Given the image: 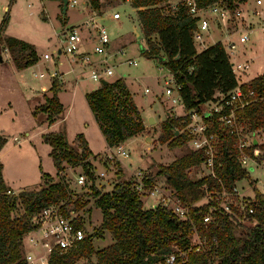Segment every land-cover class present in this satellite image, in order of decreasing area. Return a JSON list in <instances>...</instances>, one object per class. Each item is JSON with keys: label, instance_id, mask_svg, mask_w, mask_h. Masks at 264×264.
Here are the masks:
<instances>
[{"label": "trees", "instance_id": "1", "mask_svg": "<svg viewBox=\"0 0 264 264\" xmlns=\"http://www.w3.org/2000/svg\"><path fill=\"white\" fill-rule=\"evenodd\" d=\"M195 1L201 8L214 3L234 8L246 0ZM84 3L92 12L99 11L100 0H84ZM157 3L159 0H135L131 4L136 10L135 16L141 29V53L149 59L158 60L161 57L162 60L158 62L172 75L181 106L186 112L202 113L203 104L211 101L216 92L225 95L237 85L231 62L219 42L196 50L192 39L195 19L187 16L182 9L173 15H164L156 6ZM2 19L0 50L8 53L18 70L35 64L38 55L30 43L15 37L1 36L7 21L6 17ZM64 19L60 21L62 25L65 24ZM262 79L263 76L258 75L240 86L244 90H261ZM59 84L56 79H51L48 88L50 96L44 98L43 104L33 108V115L38 112L46 115L48 125L59 120L63 112L58 99L61 89ZM84 98L108 148L144 131L140 111L125 89L122 78L99 84L85 93ZM217 118L214 115L211 120L205 119L211 124L210 131H220ZM178 120L185 127L189 122V114L175 119L167 117L161 121L158 143H166L171 149L185 144L188 139L186 131L179 132L177 129L178 134L174 135ZM239 121L243 126H249L250 130L264 127V106L260 103L248 106ZM43 139L50 146L49 156L55 168L56 181L42 174L44 186L11 193L3 182L0 164V264L20 263L21 236L33 226L31 214L67 200L72 203L74 212L83 213L88 203L87 197L93 198L94 207L100 211L101 222L91 233L86 234L76 249L63 255L52 254L54 264H74L81 258L88 260V264H147L161 261L165 255H178L176 249L183 252L190 248L193 226L205 242L197 252H189V257L179 264H264V195L256 188L252 189L254 197L248 205L251 213L245 210L242 220L224 212L212 200L196 208L190 207L189 220H179L161 204L154 208H144L130 180L118 179L110 191L102 192L95 184L93 166L88 159L92 154L81 134L75 137L76 146L68 144L60 132H48ZM4 143L5 139L0 136V150ZM258 150H264V145H255L251 140L245 152L254 159V152ZM236 154L232 136L220 131L213 157L214 174L220 182L207 175L195 179L187 176L188 169L202 163L200 151H191L167 165L160 164L155 172L145 174L144 179L146 183L152 184L153 177L161 175L173 196L182 204L191 206L210 192L220 191L222 187L232 193L237 181L247 179V171L236 159ZM66 165L80 167L82 175L90 182L89 193L81 198L70 189L62 176ZM210 207L213 208L210 213L213 222L204 229L201 225L202 215L208 213ZM76 224L81 226L79 219ZM103 232L111 236L112 242L95 250L93 240L101 239ZM92 256L94 261L91 260Z\"/></svg>", "mask_w": 264, "mask_h": 264}, {"label": "rangeland", "instance_id": "2", "mask_svg": "<svg viewBox=\"0 0 264 264\" xmlns=\"http://www.w3.org/2000/svg\"><path fill=\"white\" fill-rule=\"evenodd\" d=\"M246 1L248 13H250L247 19L252 25L249 40L245 44H240L237 36L233 35L230 40L235 43V47L232 51H226L229 61L234 63V67L235 64H247L244 74L235 71L239 83L264 73L263 31L258 30L254 23L258 21V17L262 18V21L264 19V0H260L261 4L259 5H254L255 0ZM77 2L75 7H68L66 10L64 23L67 26H76L88 17L87 9L82 10L83 6L89 8L84 0H77ZM2 4L6 6V9L8 7V11L0 12V23L2 17L7 19L1 34L30 43L36 54L40 55L34 67L29 66L17 74L8 53L0 50L2 56L0 61V136L5 139L3 148L0 150V164L3 182L12 193L44 186L45 180L42 178V174L49 175L53 181L57 180L55 168L49 156L50 146L44 143L43 139L48 132L62 133L67 143L73 146H76L75 137L77 134H81L85 138L92 154L88 159L93 166L96 177L95 184L102 192L110 191L118 179L132 181L133 174L137 171L142 172L143 175L153 173L157 170L158 165H167L177 157L192 151L188 139L185 144L174 149L169 148L166 143L161 144L157 141V137L161 133V121L167 117L175 119L186 114H189L190 117L192 112H186L181 106L170 72L160 65L157 59L146 58L139 51L142 45V34L137 16H135L136 10L131 5L121 3L120 0H100L99 11L93 12L96 17L100 16L97 23L104 26L109 37V53L117 54L109 58L113 74L107 78V81L110 82L119 79V77L123 79L125 89L147 125L139 137L123 142L128 152V158H120L114 148L108 149L105 145L99 127L85 102L84 92L90 91L98 85L97 82L88 78L90 69L82 66L80 60H76L75 56L74 60L72 58L73 63L69 61L74 68L75 74H73L67 71L69 62L67 63L66 55L56 53L55 33L62 25L60 23L62 19L60 0H0V6ZM116 9L121 16L118 21L110 18V14ZM253 11L261 13V16L255 17ZM262 24L264 26V21ZM136 33L140 35L138 38ZM221 38L219 35H213L206 40L210 43ZM88 42L85 40V45ZM95 43V38L91 37L89 51L92 50ZM194 46L196 50H200L196 45ZM80 48L83 49V45ZM119 49L122 50L121 53ZM45 52L51 55L50 59L43 60L42 54ZM128 60L134 62V65H129ZM74 63L77 65L76 67H74ZM47 68L49 71L45 72ZM51 71H55L59 76L61 74L58 72H65V74L63 78L58 79L55 76H49ZM40 72L47 74L43 77L35 76ZM51 79H56L58 83H61L59 84L61 89L58 92V97L64 110L59 116V120L48 125L45 114L40 112L36 115L32 114L33 108L43 102L42 96L36 97L37 95L32 91L40 90V87L46 86ZM165 80L171 82L169 87L175 91L170 97L164 94L163 82ZM145 89H148V92H144ZM38 94L41 92L39 91ZM218 95L220 94L216 92L213 97ZM203 108L207 107L203 106ZM149 117L153 119L151 124H148ZM175 125L179 132L185 128L180 125V120ZM243 129H245L247 137L253 136L258 144L264 145V127L250 130L249 126L245 125ZM14 137L18 139L17 143ZM94 155L96 156L93 157ZM245 170L247 179L235 183L237 196L222 198L220 202L223 205L232 199L235 200V203L248 204L254 197L253 188L264 195V157L259 158L256 162L250 161L245 166ZM100 173L103 175L100 176ZM186 173L190 179H195L205 176L207 171L202 162L198 166L188 169ZM81 174L80 167H70L69 165H66L62 172L65 182L80 198L85 193H89L90 184L89 181H85L84 185H78L75 182L76 177ZM117 177L119 178L117 179ZM153 184L159 185L165 193L170 191L161 175L153 177ZM139 198L143 207L146 208H151V204L156 202L146 199L145 195H139ZM87 200L88 203L83 209L85 211L81 214L80 219L85 223L86 233H91L100 224L101 214L94 207L93 198L87 197ZM205 202H207L205 199H201L199 203L204 205ZM239 210L241 211V208ZM243 217L241 211L236 219L242 220ZM102 236L101 239L93 240L95 250L104 248L112 242L111 236L107 232H103ZM194 244H196V239L191 231V249L182 253L178 252L179 258L187 259L189 252L195 253ZM91 260L94 261L93 256ZM85 262L88 264V260Z\"/></svg>", "mask_w": 264, "mask_h": 264}, {"label": "built area", "instance_id": "3", "mask_svg": "<svg viewBox=\"0 0 264 264\" xmlns=\"http://www.w3.org/2000/svg\"><path fill=\"white\" fill-rule=\"evenodd\" d=\"M120 1L121 3L131 5L135 0ZM77 3V0H67V7H75ZM255 4L259 5L260 0H255ZM156 6L159 7L160 12L164 15H173L179 9H182L187 16L194 18L195 27L192 31V39L194 45L200 48V50L209 45L206 37L210 38L212 31L220 32L222 38L213 40L210 44L219 42L225 51H232L235 47V43L230 40V37L233 35L237 36L238 43L240 44H245L249 40V33L252 29V25L248 22L247 17L250 13L241 5L234 8H226L220 3H214L206 8H201L196 5L195 0H159ZM252 13L255 17L261 16V13H257L256 11ZM99 18L100 17H91L76 26L64 25L55 33L56 53L70 55L75 58L84 41L81 35V27L91 30V34L96 40L91 50L95 60L86 53H84L79 60L81 65L90 66L88 78L93 82H97L98 85L101 83V80H107V78L113 74L109 58H112L116 54L115 52L109 53L108 44L110 40L104 26L97 23ZM110 18L114 21H118V19L121 18L120 12L116 9L110 14ZM256 27L258 30L264 32L263 25H256ZM119 52L121 53L122 50L119 49ZM42 55L44 60L51 58V55L46 52ZM127 63L129 65H134V62L129 60ZM233 65L234 63L232 62L231 67L234 73L236 71L243 74L244 71L247 70L246 63L235 64V67ZM260 75L263 76L260 83L261 90L253 88L244 90L240 86L241 83L238 82L237 85L225 95L220 94L213 97L211 101L204 103L203 106L207 108H204L202 113L198 115L193 111L190 114L189 122L185 126L184 131L187 133L188 142L191 144V150L202 152V162L207 171L206 175L212 179L214 178L219 181L214 174L213 157L219 143L220 131H224L229 136H232L237 152L236 159L244 169L250 161L256 162L259 158L264 157V150L255 151L254 159L247 155L245 149L249 147L254 137L246 136L243 124L239 121L242 112L248 108V106L254 103H260L264 106V73ZM52 76L58 79L61 78L57 73H53ZM170 83L169 80L163 82L165 88L164 94L168 97L175 91L177 92V89L173 91L172 88L169 87ZM144 92H148V89H145ZM214 115L218 116L217 119L220 130L218 132L210 131L211 124L205 121V119L211 120ZM113 148L118 157L128 158V152L123 142ZM99 175L102 176L103 174L100 173ZM85 181L86 177L82 174L78 175L75 179L78 185H84ZM132 182L133 189L138 195H145L146 199L156 201L151 204V208L161 204L167 207L179 220H189V208H196L197 206L203 205L199 203L200 201L195 202L191 206L182 204L178 198L173 196L171 190L165 193L161 190L162 188H160L159 185L156 186L153 183H146L143 173L139 171L133 174ZM236 192L237 190L235 187L232 193L226 192L222 187L220 191L210 192L204 197L203 199L207 201L204 204H208L210 200L215 201L219 208L235 217H237L241 211L243 215L245 210L247 213H251V209L248 206L251 200L246 205L240 202L235 203L234 199L224 205L220 202L222 198L237 196ZM72 207L70 201H61L57 204L41 208L31 214L30 221L33 226L30 231L21 236V259L19 264H54L52 262V254L63 255L69 250L76 249L79 246L86 238L87 233L85 231V223L80 219L82 212L76 213L72 210ZM239 208H241V211ZM212 209L213 208H211L208 213L202 215L201 225L204 229L213 222V215L210 214ZM77 219L80 220V227L76 224ZM192 231L196 239L194 252H197L205 242V239L197 234L194 226ZM190 249L191 247L188 250ZM175 251L177 253H182L177 249ZM182 260H184V258H179V255L172 253L165 255L161 261L147 264H179ZM85 261V259L81 258L74 264H85Z\"/></svg>", "mask_w": 264, "mask_h": 264}, {"label": "crops", "instance_id": "4", "mask_svg": "<svg viewBox=\"0 0 264 264\" xmlns=\"http://www.w3.org/2000/svg\"><path fill=\"white\" fill-rule=\"evenodd\" d=\"M260 4H261V2H260ZM248 4H247V1H245V3H243L241 6L244 8V9H246V10H248V7H246ZM254 5H256L255 4V1H254ZM68 8V7H67ZM85 9H87V11H88V17L86 18V20L87 19H89V18H91V17H96L95 15H94V13L89 9V8H87L86 6H83V8H82V10H85ZM8 11V7H7V9H6V6L4 5V4H2L1 6H0V12H3V11ZM5 16V15H4ZM100 17V16H99ZM3 18V17H2ZM1 18V22H2V19ZM102 19V18H101ZM104 19V18H103ZM258 19V21H256V22H254V23H256V25H263L262 24V22L264 21V19H263V21H262V18H260V17H258L257 18ZM85 21V20H84ZM84 21H81V23L82 22H84ZM81 23H79V24H76V25H80ZM63 25H65V24H63ZM67 26V25H66ZM61 27H63L62 25L60 26V28ZM137 34V38H138V33H136ZM212 35L211 36H213V35H219L220 36V32H216V31H212V33H211ZM81 35L83 36V40L85 41V40H87V41H89L88 42V44L87 45H85V43H84V41H83V43H82V45H83V49H81V48H79V50H78V55L76 56L77 58H76V60H79L81 57H82V55H84V53H86V54H89L90 55V57L93 59V60H95V57L93 56V54L91 53V51H89L90 50V41H91V37H93V35L91 36L90 35V30L89 29H85V28H81ZM1 36L2 37H8V36H5V35H3V34H1ZM140 36V35H139ZM10 37H13V36H10ZM262 37H263V39H264V32L262 33ZM16 38V37H15ZM17 39H19V38H17ZM206 39H208V37H206ZM19 40H22V39H19ZM23 41V40H22ZM25 42V41H24ZM27 43V42H26ZM81 45V46H82ZM209 45H210V43H209ZM87 48V49H86ZM36 55H38V54H36ZM60 55V54H59ZM1 56V55H0ZM6 56V55H5ZM39 57H40V55H38V59H39ZM66 57V60H67V63L69 62V61H71V63H73V60L75 59V58H73L72 56H68V55H66L65 56ZM68 57H70V58H68ZM1 58H2V56H1ZM72 58H73V60H72ZM44 60V59H43ZM36 65V63L35 64H33V65H31L30 67H34ZM56 65V64H55ZM14 66V65H13ZM77 65L74 63V67H76ZM82 66H85L86 68H90V66H87V65H82ZM68 67H69V69L67 70V71H70V72H72L73 74H75V72H74V68H72V66H71V64H70V62L68 63ZM14 70H15V73H17V74H19L20 72H22L23 70H18V69H16L15 67H14ZM47 71H49V69L47 68L46 70H45V72H47ZM66 71V72H67ZM53 73H56L55 71H51L50 73H49V76H52L53 75ZM58 73H60L61 74V78H63L64 77V74H65V72H58ZM47 74V73H46ZM45 73H39V74H35V76H37V77H43V76H45L46 75ZM244 74V73H243ZM50 79V78H49ZM250 79H252V78H250ZM250 79H248L247 81H249ZM50 81L51 80H49V83L46 85V86H41L40 87V90H35V91H32L33 92V94H35V95H37L36 97H39L40 95L42 96V99H43V102L42 103H40L39 105H41V104H43L44 103V98H46V97H49L50 96V91H48V88L50 87ZM246 81V82H247ZM79 82V81H78ZM245 82V83H246ZM96 87H98V85L96 86ZM95 87V88H96ZM41 92V94H38V92ZM88 92V91H87ZM87 92H84V94L85 93H87ZM83 94V95H84ZM58 99H59V97H58ZM59 102H60V104L62 105V109H63V104L61 103V101H60V99H59ZM38 105V104H37ZM36 106V105H35ZM64 110V109H63ZM63 113V112H62ZM61 116V115H60ZM140 117H141V119H142V122H143V125L145 126V129L147 128V125H146V122H145V120L143 119V117L141 116V114H140ZM56 122V121H55ZM54 122V123H55ZM53 124V123H52ZM51 125V124H50ZM141 134H143V132H141L138 136H136V137H134V138H137V137H139ZM14 138H16V137H14ZM84 138V137H83ZM85 139V138H84ZM15 142L17 143L18 142V139L16 138V140H15ZM86 144H87V141H86ZM89 148V147H88ZM108 149H110V148H108ZM10 190V189H9ZM11 191V190H10ZM11 193H12V191H11ZM144 208H146V207H144Z\"/></svg>", "mask_w": 264, "mask_h": 264}, {"label": "water", "instance_id": "5", "mask_svg": "<svg viewBox=\"0 0 264 264\" xmlns=\"http://www.w3.org/2000/svg\"><path fill=\"white\" fill-rule=\"evenodd\" d=\"M60 2H61V8H60V16H61V18H62V20L64 19V16H65V13H66V10H67V0H60ZM138 37H139V35H138ZM141 50H142V48H141V46H140V49H139V51L141 52ZM58 54V53H57ZM2 60V58H1V56H0V61ZM160 60H162V58L161 57H159L158 58V61H160ZM108 81L107 80H101V83L102 84H106ZM100 83V84H101ZM151 123H153V119L151 118V117H149L148 118V124H151ZM178 134V130L177 129H175V132H174V135H177ZM252 141H253V143L256 145L258 142L256 141V139L255 138H253L252 139ZM119 177H117V179H118Z\"/></svg>", "mask_w": 264, "mask_h": 264}]
</instances>
